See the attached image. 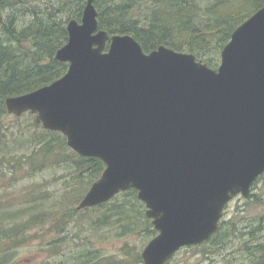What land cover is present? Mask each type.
<instances>
[{
    "label": "water",
    "instance_id": "obj_1",
    "mask_svg": "<svg viewBox=\"0 0 264 264\" xmlns=\"http://www.w3.org/2000/svg\"><path fill=\"white\" fill-rule=\"evenodd\" d=\"M98 15L87 0L81 22L69 21L55 56L68 72L6 107L105 164L78 210L137 190L158 232L143 264H168L207 243L264 174V7L234 31L217 70L165 46L147 54L133 36L99 30Z\"/></svg>",
    "mask_w": 264,
    "mask_h": 264
},
{
    "label": "trees",
    "instance_id": "obj_2",
    "mask_svg": "<svg viewBox=\"0 0 264 264\" xmlns=\"http://www.w3.org/2000/svg\"><path fill=\"white\" fill-rule=\"evenodd\" d=\"M86 2L57 0L44 8L29 0H0V182L4 183L5 178L13 182L25 165L32 174L50 166L64 168L69 173L64 194L46 210L42 211V201L49 202L52 196L38 193L35 187L14 196L5 195L9 204L13 200L17 201L15 205L24 202L21 209L2 215L15 207L10 206L0 213V256L20 247L29 238V231L49 222H55L54 230L66 232L81 212L78 205L106 168L100 159L82 157L72 151L62 133L45 130L32 113L15 117L6 107L7 98L34 92L67 73L69 64L56 60L55 56L68 42V22L81 21ZM94 5L99 13V29L110 36L131 35L147 54L161 46L195 54L198 61L218 69L222 50L233 32L264 7V0H94ZM10 118L12 127L5 126ZM251 197L257 198L255 205L264 203L256 195ZM83 211L99 212L92 218L93 227L110 226L122 238L145 235V240L150 241L158 234L146 217V206L138 199L135 189ZM259 219L244 229L231 221L232 226L226 230L229 221L225 212L219 230L207 244L224 245L225 239L234 237L238 229L236 234L248 251L260 255L254 264H264V224ZM250 243H255L252 249L248 247ZM99 260L89 256L86 264L143 262L142 256L129 246L120 259Z\"/></svg>",
    "mask_w": 264,
    "mask_h": 264
},
{
    "label": "rangeland",
    "instance_id": "obj_3",
    "mask_svg": "<svg viewBox=\"0 0 264 264\" xmlns=\"http://www.w3.org/2000/svg\"><path fill=\"white\" fill-rule=\"evenodd\" d=\"M36 6L46 7L51 1L57 0H29ZM46 5V6H44ZM30 16L26 14V17ZM24 121V118L21 119ZM13 121L6 119L5 126L12 127ZM29 167L24 166V171L13 180L5 178V182H0V213L7 210L10 206H15L4 212L6 215L21 209L22 203L17 204L9 200L5 195L21 194L27 192L30 187H35L39 192H45L52 196L51 201H42L43 210H46L56 198L62 197L65 192V181L69 180V173L61 167L50 166L37 173L27 171ZM10 170V169H9ZM8 181V182H7ZM9 187V188H7ZM252 194L258 196L264 201V176L256 183L252 189ZM14 199V198H13ZM254 199L237 197L226 208V230L235 222L237 228L244 227L253 220H262L264 224V203L255 205ZM20 206V207H19ZM28 206V205H26ZM52 210V209H51ZM99 212L82 211L75 220L71 221L66 232L54 230V223L49 222L39 228L28 232L27 241L18 248L10 249L6 256H0V264H86L89 256L100 259L103 258H122L126 248L132 247L136 253L142 256L143 250L151 241H146L145 235L131 236L122 238L117 236L116 231L110 226L103 229L93 227L92 218L97 217ZM8 222V221H7ZM1 223V222H0ZM4 223V221L2 222ZM71 225V226H70ZM55 226H58L57 222ZM234 231V237L225 239V244H205L200 247H188L180 250L169 264H254L260 259L259 253L248 251L246 245L242 243V238L237 236ZM248 238V237H247ZM63 240V241H62ZM249 240V239H248ZM259 242V241H257ZM255 243H250L249 248H253ZM92 254H94L92 256ZM87 256V257H86ZM143 261V259H142ZM144 262H142L143 264Z\"/></svg>",
    "mask_w": 264,
    "mask_h": 264
},
{
    "label": "flooded vegetation",
    "instance_id": "obj_4",
    "mask_svg": "<svg viewBox=\"0 0 264 264\" xmlns=\"http://www.w3.org/2000/svg\"><path fill=\"white\" fill-rule=\"evenodd\" d=\"M44 6H46V5H44Z\"/></svg>",
    "mask_w": 264,
    "mask_h": 264
},
{
    "label": "bare ground",
    "instance_id": "obj_5",
    "mask_svg": "<svg viewBox=\"0 0 264 264\" xmlns=\"http://www.w3.org/2000/svg\"><path fill=\"white\" fill-rule=\"evenodd\" d=\"M11 23V22H10Z\"/></svg>",
    "mask_w": 264,
    "mask_h": 264
}]
</instances>
